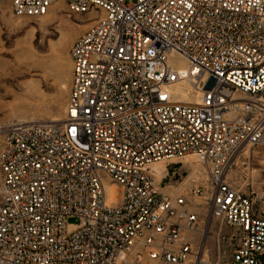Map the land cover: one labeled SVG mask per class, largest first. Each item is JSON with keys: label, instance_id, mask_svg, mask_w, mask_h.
<instances>
[{"label": "built area", "instance_id": "obj_1", "mask_svg": "<svg viewBox=\"0 0 264 264\" xmlns=\"http://www.w3.org/2000/svg\"><path fill=\"white\" fill-rule=\"evenodd\" d=\"M8 1L92 23L64 118L0 123V264H264V185L247 170L264 150V0ZM187 156L207 175L190 192L232 231L214 259L183 182L170 193L151 168Z\"/></svg>", "mask_w": 264, "mask_h": 264}, {"label": "rangeland", "instance_id": "obj_2", "mask_svg": "<svg viewBox=\"0 0 264 264\" xmlns=\"http://www.w3.org/2000/svg\"><path fill=\"white\" fill-rule=\"evenodd\" d=\"M91 23L89 15L71 14L62 3L53 5L44 16L28 17L16 14L8 0H0V123L15 121L33 124L64 118L72 85L70 50L73 42ZM2 140L0 134V153ZM251 155L247 170L251 172L254 182L263 186L264 150L255 148ZM243 167L239 163L229 172L231 183L238 188L244 182ZM153 168L158 181L167 168L161 186L170 193L176 190L170 186L183 182L180 193H186L191 201L187 208L199 213L200 217L199 227L195 231L196 243L204 237L206 255L216 258L219 240L222 236H230L232 231L227 227L221 231L208 201L201 193L195 196L190 192L197 185L203 190L207 184V175H199L203 169L196 163L195 157L161 162ZM194 169L197 170L196 174L192 173ZM243 190L247 189L244 187ZM1 191L0 171V195ZM77 222L78 218L69 219L71 224ZM222 245L227 244L224 242ZM226 257L229 258L228 253Z\"/></svg>", "mask_w": 264, "mask_h": 264}, {"label": "bare ground", "instance_id": "obj_3", "mask_svg": "<svg viewBox=\"0 0 264 264\" xmlns=\"http://www.w3.org/2000/svg\"><path fill=\"white\" fill-rule=\"evenodd\" d=\"M91 16H89L90 18ZM182 69V68H181ZM184 99H187L186 97H184ZM56 121H60L58 119H53L52 122H56ZM157 164H160V163H156V164H153L151 166L152 170L154 171V166H156ZM202 169V168H201ZM200 169V170H201ZM200 172V171H199ZM160 176V175H158ZM158 181V180H157ZM107 193H108V197H109V202H112L114 200H116L117 198V195H118V191H117V188L115 186V184H109V186H107Z\"/></svg>", "mask_w": 264, "mask_h": 264}]
</instances>
